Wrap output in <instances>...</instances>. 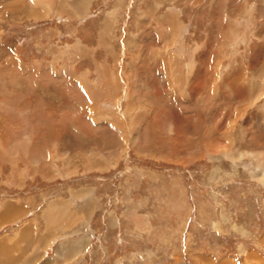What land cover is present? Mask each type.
Returning <instances> with one entry per match:
<instances>
[{
    "label": "rangeland",
    "instance_id": "374dc122",
    "mask_svg": "<svg viewBox=\"0 0 264 264\" xmlns=\"http://www.w3.org/2000/svg\"><path fill=\"white\" fill-rule=\"evenodd\" d=\"M116 1L0 0V234L94 236L77 264H264V0H120L102 47ZM79 41L93 58H62Z\"/></svg>",
    "mask_w": 264,
    "mask_h": 264
},
{
    "label": "crops",
    "instance_id": "0c3cea01",
    "mask_svg": "<svg viewBox=\"0 0 264 264\" xmlns=\"http://www.w3.org/2000/svg\"><path fill=\"white\" fill-rule=\"evenodd\" d=\"M119 4H120V0L113 3L111 10L104 11V13H105L103 15L104 18L100 24L101 27L97 33L98 34L97 36L100 37L102 35L101 37H103V42H102V44H100V45H102V47H106L107 44L109 45V42H107L106 39H104V37H106L109 33H111L113 31V29H115L116 22H117L116 16L118 15V12H119L118 11L119 10ZM74 13H76V12H73V17H69V19L84 18L86 15V14H83V15L80 14L79 15V13H76L74 15ZM108 13H110L111 16H107L106 14H108ZM59 14L62 15V13L60 11H59ZM28 17H33V19L38 18V17L35 18L34 16H31V15H28ZM137 31H139V30H137ZM163 31L168 32V31H170V28L166 27V29H164ZM156 32H159V31H156ZM102 33H107V34L106 35L104 34V36H103ZM172 35H173V33H172ZM97 41L99 43L100 39L97 38ZM166 42H167V40L165 41L164 46L160 49H163L165 47ZM79 43H81V42L79 41L76 44H74V46L72 48H69L66 51L67 53H65V54L61 53L62 58H82L84 56H88L89 58H93L94 50L91 47H88L86 45H82ZM172 46H173V44L170 47H172ZM194 46L197 47V45H194ZM198 46L202 47V45H198ZM203 46H206V43H204ZM39 49H41V48H39ZM126 49H127V47H126ZM160 49H156V51H160ZM154 51H155L154 49L150 50V56L152 54H154ZM45 52H46V50H45ZM77 52H78V55H75V53H77ZM198 52L199 53L194 54V56H193L194 58H192V59L205 58L204 55L206 54V49L199 50ZM164 55H166V59H169L170 57H172L171 55H173V54H171V53L165 54L164 53ZM125 59H139V58H136L135 56L131 55L130 57L125 58ZM140 59H144V58L141 57ZM148 59H151V58L149 57ZM85 70H87V69H85ZM231 73L232 72H230V75H231ZM230 75L228 76L229 78H226V79H230L231 78ZM52 76L57 78V76L54 74H52ZM233 78H236V76H233ZM69 79H70V81L75 80L74 78L71 77V75H69ZM121 79L123 81V78H121ZM163 83H166L168 85L170 84L169 81L166 82L164 79H163ZM100 84H102V80H101ZM204 85L205 84L199 83V87H200L199 88L200 89L199 94H205L204 91L206 89V86H205L204 90H201V87H204ZM227 86H228L227 89L229 91H231V89L234 87L232 83H231V85H227ZM160 88L161 87L159 85L158 91L161 94ZM152 89H153L155 94L159 95L157 93V91L154 89V87H152ZM125 91H126V88H125L124 92ZM136 91L137 92L139 91L138 88L135 86V90H134V88L132 87L133 94L140 95L139 93H136ZM170 92L171 91H169V94H170ZM85 98H86V102H84V104H81L80 108L83 110H84V108H86L85 110H87L89 113L90 112L89 109H91L90 105L92 106V109H93V107H95L92 105L93 98H92V96H91L92 99H88L87 97H85ZM138 99L140 100V98H138ZM204 100H205V98H204ZM145 108H147V107H145ZM157 108L158 107L156 105V109ZM142 110H143V108H142ZM201 112L203 113V110ZM204 113H205V111H204ZM152 117H154V115ZM255 125L260 126L258 123L257 124L255 123L254 126ZM260 131H261V129H260ZM256 142L258 143V145L252 147L251 150H262L264 147V137L258 136ZM125 148H126V143H125V147L123 146V148L122 147L118 148L117 153H115V155H113L112 157L116 156L120 150H122V152H123L125 150ZM121 155H122V153H121ZM107 159H109V158H107ZM257 168L255 171H252L251 173L255 174L258 171ZM63 233H65V232L64 231L56 232L55 230H48L47 228H42L39 231H36V232L33 231L32 232L31 227H29L26 224H24L21 228L2 233V234H0V264H58L62 260L63 256L67 257V256H71V255H72V258L70 259L71 261L68 264H77L80 261L81 257L83 258L84 256H86V254H87L86 250H90V248H92V244H93L92 241L94 239V236H92V237L87 236L85 239L83 238L82 240H80V238L78 239V238L72 237L71 234H73V233H71L69 236H63ZM64 246H65V249H64ZM106 250H108V252H110V251L113 252L112 247H107ZM114 251L115 252H113V253L116 254V250H114ZM47 252L48 253L50 252L49 255L47 254ZM253 252L254 251H252V253ZM120 254H122V253L119 252L118 256ZM57 258L59 260H57ZM57 261H59V262L56 263Z\"/></svg>",
    "mask_w": 264,
    "mask_h": 264
},
{
    "label": "bare ground",
    "instance_id": "6f19581e",
    "mask_svg": "<svg viewBox=\"0 0 264 264\" xmlns=\"http://www.w3.org/2000/svg\"><path fill=\"white\" fill-rule=\"evenodd\" d=\"M28 14H30L31 16H36V15H34L35 13H32V12H30L29 11V13ZM36 17H38V14H37V16ZM172 37V36H171ZM173 38V37H172ZM174 39V38H173ZM173 41V40H172ZM169 44V43H168ZM169 56V55H168ZM172 56V55H171ZM174 66V65H173ZM172 66V67H173ZM175 68V67H174ZM169 73H171V70H168V74ZM170 75V74H169ZM163 79L166 81V82H168L169 81V79H170V76L169 77H167V76H165V77H163ZM169 91H171V88H170V90ZM176 92V91H175ZM169 95H171V92H170V94ZM230 127H232V126H230ZM53 259V258H52ZM54 261V260H53Z\"/></svg>",
    "mask_w": 264,
    "mask_h": 264
}]
</instances>
